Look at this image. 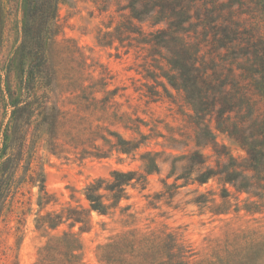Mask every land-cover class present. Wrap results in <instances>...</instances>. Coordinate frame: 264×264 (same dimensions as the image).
Segmentation results:
<instances>
[{
    "label": "trees",
    "instance_id": "obj_1",
    "mask_svg": "<svg viewBox=\"0 0 264 264\" xmlns=\"http://www.w3.org/2000/svg\"><path fill=\"white\" fill-rule=\"evenodd\" d=\"M22 1V40L6 61L5 87L0 88V231L22 233L36 204L37 229L56 230L65 223L70 228L51 239L45 253L39 251L36 264H46L50 251L52 263L82 264L78 233L90 229L92 212L106 215L116 208L127 209L120 202L129 198L128 188L145 189L148 176L159 171V158L157 152L140 153L142 170L113 169L85 184L84 203L71 189V200L77 204L47 207L56 200L46 189L40 148L53 154L102 157L108 145L120 153L135 154L150 134L142 131L141 125H148L144 119L119 111L116 88H104L98 96L95 83L81 86L80 104L92 113L102 111L112 123L140 138H126L100 124L84 125L77 134L63 130L75 118H69L54 99L57 76L48 53L58 33L62 0ZM92 1L101 11L116 6L107 23L112 30L100 31L98 42H117L126 51L133 48L137 56L143 54V76L153 81L144 84L143 95L151 101L167 97L174 102L179 97L189 109L192 133L180 134L187 148L179 157L185 161L183 171L164 185L168 189L201 186L217 179L223 185L219 194L223 202L230 195L226 184L264 199V0ZM16 66L17 81L11 84ZM97 120L103 121L102 116ZM219 136L235 143L240 153L234 154ZM178 179L184 183L178 184ZM194 202L205 203V193ZM100 247L102 264H189L193 255L172 232L113 235ZM244 260L237 264H257Z\"/></svg>",
    "mask_w": 264,
    "mask_h": 264
},
{
    "label": "rangeland",
    "instance_id": "obj_2",
    "mask_svg": "<svg viewBox=\"0 0 264 264\" xmlns=\"http://www.w3.org/2000/svg\"><path fill=\"white\" fill-rule=\"evenodd\" d=\"M115 7L111 4L108 11H101L92 0H62L58 4V33L48 45L57 76L53 96L68 117L75 118L64 125V131L77 134L82 132L84 125L100 124L137 140L140 137L136 132L112 123L111 117H104L102 111L92 113L80 104L81 86L95 83L100 90L98 96H102L104 88H116L114 99L119 111L131 118L144 119L148 125H141L142 131L150 136L135 154L120 153L108 145H104L107 153L102 157L73 152L53 154L40 148L39 164L45 175L46 189L56 200L47 207L58 209L68 202L77 204L71 200V189L76 190L74 194L80 199L79 203H84L81 189L85 184L107 176L113 169L142 170L140 153L157 152L159 171L148 176L145 189L128 188L129 198L120 202L121 207L128 205L127 209L116 208L106 215L92 212L90 229L78 233L82 264H102L100 246L113 235L142 236L162 232L174 233L191 248L193 255L189 264H237L246 257L249 262L264 264V199L237 192L226 184L230 195L223 202L219 197L223 185L217 179L201 186L184 185V179H178L176 182L183 185L174 189L164 185L174 182L175 176L183 171L185 161L179 157L187 148L180 134L192 133L187 117L189 109L179 97L174 102L167 97L151 101L143 95L144 84L153 83L143 76V54L137 56L133 48L126 51L117 42L112 45L98 42L100 31L112 30L107 23L110 14L115 15ZM24 11L22 0H0V88L5 87L2 77L6 61L22 40ZM12 70L10 82L15 84L19 68L16 66ZM80 116L84 119L80 120ZM98 116H102L103 121L97 120ZM219 140L229 145L234 154L240 153L229 139L219 136ZM200 193L206 195L203 204L194 202ZM37 208L34 204L22 233L0 231V262L36 264L39 251L45 253L51 239L70 229L67 223L56 230L37 229L34 221ZM72 229L77 231L78 228ZM52 254L50 251L46 264H55Z\"/></svg>",
    "mask_w": 264,
    "mask_h": 264
}]
</instances>
